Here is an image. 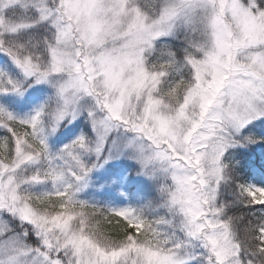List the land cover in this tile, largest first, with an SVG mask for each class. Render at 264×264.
Listing matches in <instances>:
<instances>
[{"label": "snow or ice", "instance_id": "6c2138e0", "mask_svg": "<svg viewBox=\"0 0 264 264\" xmlns=\"http://www.w3.org/2000/svg\"><path fill=\"white\" fill-rule=\"evenodd\" d=\"M257 153L264 0H0V264H264Z\"/></svg>", "mask_w": 264, "mask_h": 264}, {"label": "rangeland", "instance_id": "374dc122", "mask_svg": "<svg viewBox=\"0 0 264 264\" xmlns=\"http://www.w3.org/2000/svg\"><path fill=\"white\" fill-rule=\"evenodd\" d=\"M253 179L255 180L256 183H260L261 181H264V175H261L259 170L255 175H253Z\"/></svg>", "mask_w": 264, "mask_h": 264}, {"label": "trees", "instance_id": "16d2710c", "mask_svg": "<svg viewBox=\"0 0 264 264\" xmlns=\"http://www.w3.org/2000/svg\"><path fill=\"white\" fill-rule=\"evenodd\" d=\"M255 168H256V171L254 172V175L257 173V171L259 170V155L257 153V157H256V163H255ZM256 211L259 210V208L257 207L256 209H254Z\"/></svg>", "mask_w": 264, "mask_h": 264}]
</instances>
